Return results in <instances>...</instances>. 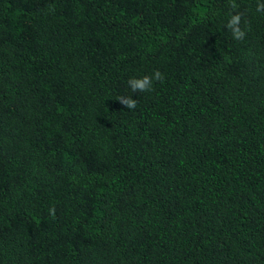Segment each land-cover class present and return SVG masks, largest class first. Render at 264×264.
<instances>
[{
    "label": "trees",
    "instance_id": "16d2710c",
    "mask_svg": "<svg viewBox=\"0 0 264 264\" xmlns=\"http://www.w3.org/2000/svg\"><path fill=\"white\" fill-rule=\"evenodd\" d=\"M257 2L0 0V264H264Z\"/></svg>",
    "mask_w": 264,
    "mask_h": 264
},
{
    "label": "clouds",
    "instance_id": "9594fccd",
    "mask_svg": "<svg viewBox=\"0 0 264 264\" xmlns=\"http://www.w3.org/2000/svg\"><path fill=\"white\" fill-rule=\"evenodd\" d=\"M230 6L233 9L237 8V4L234 2ZM256 11L259 13H264V2H260V0H258L256 5ZM241 25H242V14L239 13L238 11L231 14L225 27L231 32L232 38L234 40L242 41L245 39L247 35V32L245 31L244 27H242ZM163 79H164L163 73H161L159 70H156L151 75H144L139 78L132 77L127 81V83L130 90L133 93H145V92H151L153 90L154 82H162ZM117 100L121 105H123L129 110H133L137 107V101L133 97L121 96L118 97ZM54 212H55L54 208L49 209V213L51 215H54Z\"/></svg>",
    "mask_w": 264,
    "mask_h": 264
}]
</instances>
